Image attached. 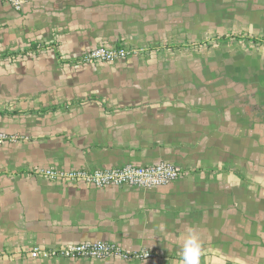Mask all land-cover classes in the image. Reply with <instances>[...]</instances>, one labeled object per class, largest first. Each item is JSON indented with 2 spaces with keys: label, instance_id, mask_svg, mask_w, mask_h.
Wrapping results in <instances>:
<instances>
[{
  "label": "crops",
  "instance_id": "obj_1",
  "mask_svg": "<svg viewBox=\"0 0 264 264\" xmlns=\"http://www.w3.org/2000/svg\"><path fill=\"white\" fill-rule=\"evenodd\" d=\"M124 45L127 59L83 64ZM0 264H264V0H0ZM168 161L160 187L55 182L36 168ZM107 241L159 262L30 256Z\"/></svg>",
  "mask_w": 264,
  "mask_h": 264
},
{
  "label": "built area",
  "instance_id": "obj_2",
  "mask_svg": "<svg viewBox=\"0 0 264 264\" xmlns=\"http://www.w3.org/2000/svg\"><path fill=\"white\" fill-rule=\"evenodd\" d=\"M16 10H22L25 0H4ZM143 49L124 45H101L86 51L79 57L83 64L106 63L127 59L132 55H139ZM28 139L27 136L10 134L0 130V146L5 143H16ZM35 173L55 182H82L97 188L130 186L135 188H153L169 185L184 174V169L168 161H159L146 165L125 164L107 168L95 169H64L57 166L36 168ZM174 173V175H173ZM30 256L61 257L66 259H105L117 257L126 261L159 262L163 255L153 249L143 248L129 250L115 242L83 241L67 243L56 248L35 247L29 252Z\"/></svg>",
  "mask_w": 264,
  "mask_h": 264
},
{
  "label": "clouds",
  "instance_id": "obj_3",
  "mask_svg": "<svg viewBox=\"0 0 264 264\" xmlns=\"http://www.w3.org/2000/svg\"><path fill=\"white\" fill-rule=\"evenodd\" d=\"M201 248L200 234L193 227L187 228L186 235L182 237V264H200Z\"/></svg>",
  "mask_w": 264,
  "mask_h": 264
}]
</instances>
